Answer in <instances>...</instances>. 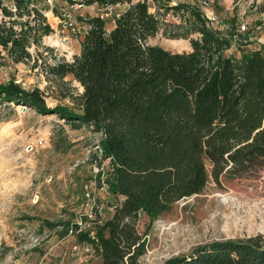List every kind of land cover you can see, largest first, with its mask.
<instances>
[{
  "label": "trees",
  "instance_id": "obj_1",
  "mask_svg": "<svg viewBox=\"0 0 264 264\" xmlns=\"http://www.w3.org/2000/svg\"><path fill=\"white\" fill-rule=\"evenodd\" d=\"M10 1L0 0V47L18 62L30 58L29 47L38 48L53 29L34 0ZM64 1L126 5L109 30L101 17L89 18L79 54L48 66L51 75L80 84L76 108L50 109L38 89L14 80L0 82V103L51 110L103 135V156L113 168L106 185L110 216L98 218L93 233L70 221L46 223L89 244L103 264H138L146 245L135 227L139 215L150 223L178 200L200 193L210 176L218 182L264 158V45L250 47L253 33L242 31L234 15L225 31L215 30L187 3L160 4L188 13L184 29L164 23L149 0ZM158 32L199 37L189 38V51L173 52L149 42ZM163 264H264V237L198 245Z\"/></svg>",
  "mask_w": 264,
  "mask_h": 264
},
{
  "label": "rangeland",
  "instance_id": "obj_2",
  "mask_svg": "<svg viewBox=\"0 0 264 264\" xmlns=\"http://www.w3.org/2000/svg\"><path fill=\"white\" fill-rule=\"evenodd\" d=\"M165 2L187 3L203 16L213 12L227 26L233 14L238 27L257 35L256 43L264 45V0H214L209 8L201 7L199 0H149L150 11L164 23H181L185 29L188 13L166 11L160 5ZM33 4L53 30L42 37L38 48L29 47L31 56L23 61H13L0 47V82L14 80L26 89H38L50 109L56 105L75 109L73 97L82 87L70 76L51 75L48 66L79 54L89 18L101 17L109 30L114 15L126 5L76 7L64 0ZM191 37L199 35L168 38L158 32L149 42L182 52L191 49ZM72 123L51 110L0 103V264H103L89 244L77 243L70 231L62 236V226L49 228L46 223L70 221L93 233L98 218L112 212L106 185L113 168L103 156V135L84 122ZM135 227L146 244L138 264H163L214 241L260 240L264 158L233 176L221 175L218 182L210 176L200 193L178 200L150 223L139 215Z\"/></svg>",
  "mask_w": 264,
  "mask_h": 264
},
{
  "label": "built area",
  "instance_id": "obj_3",
  "mask_svg": "<svg viewBox=\"0 0 264 264\" xmlns=\"http://www.w3.org/2000/svg\"><path fill=\"white\" fill-rule=\"evenodd\" d=\"M214 0H199V5L203 8H209ZM76 7L83 6L81 4H74ZM111 7V6H108ZM207 21V25L215 30H224L226 27H228L225 24L221 23V20L213 13L210 12L206 16H204Z\"/></svg>",
  "mask_w": 264,
  "mask_h": 264
},
{
  "label": "crops",
  "instance_id": "obj_4",
  "mask_svg": "<svg viewBox=\"0 0 264 264\" xmlns=\"http://www.w3.org/2000/svg\"><path fill=\"white\" fill-rule=\"evenodd\" d=\"M228 14H231V13H228ZM230 16H233V14H231ZM259 40V38L257 37V35H254L253 34V38L251 39L252 40V43L250 44V47H254V48H258L260 47L261 45L257 44L255 40Z\"/></svg>",
  "mask_w": 264,
  "mask_h": 264
}]
</instances>
